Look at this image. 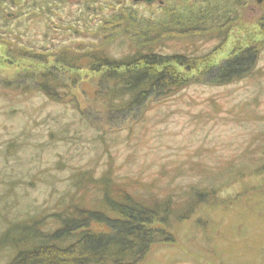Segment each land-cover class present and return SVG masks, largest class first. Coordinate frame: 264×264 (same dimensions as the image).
Segmentation results:
<instances>
[{
	"label": "rangeland",
	"instance_id": "374dc122",
	"mask_svg": "<svg viewBox=\"0 0 264 264\" xmlns=\"http://www.w3.org/2000/svg\"><path fill=\"white\" fill-rule=\"evenodd\" d=\"M166 2L160 7L139 0L0 1V230L4 217L42 214L66 202L73 191L70 176L78 169L98 175L110 163L115 176L136 181L143 191L173 180L215 186L222 196L246 192L236 200L202 204L187 219L154 221L151 230L169 238L153 243L134 264H264V174L254 171L264 162V19L256 10L230 23L224 39L225 29L191 34L176 25L162 36L161 50L168 54L210 55L187 70L173 63L193 76L249 45L258 48L251 74L229 84L192 81L151 106L115 113L105 110L98 77L86 65L84 51L98 37L101 20L119 5L139 18L167 19L171 7L195 16L208 6L231 18L238 14L220 10L222 0ZM124 42L106 48L118 56ZM62 47L83 57L79 70H58L70 96L58 103L36 91L21 94ZM92 228L104 226L93 222ZM6 260L0 252V264Z\"/></svg>",
	"mask_w": 264,
	"mask_h": 264
},
{
	"label": "trees",
	"instance_id": "16d2710c",
	"mask_svg": "<svg viewBox=\"0 0 264 264\" xmlns=\"http://www.w3.org/2000/svg\"><path fill=\"white\" fill-rule=\"evenodd\" d=\"M171 8L167 19L139 18L129 7L119 5L101 20L98 37L89 42L91 47L84 52L88 55V70L98 77L99 92L106 99L105 110L131 112L171 97L192 81L204 79L229 84L251 74L258 48L250 45L216 65L212 63L214 67L208 66L205 71L200 68L196 76L178 71L173 63L187 70L196 64V59L211 57L207 54L192 58L185 52L162 51V36L169 32L166 27L181 26L191 34H221L225 29L224 39L228 26L239 16L231 18L223 11L216 12L212 6L198 8L199 13L194 11L197 17L193 10L182 12ZM220 10L227 11V7L224 5ZM204 25H211L212 30L208 31ZM123 42L126 49L118 56L106 48L110 43ZM58 51L61 52L55 54L50 67H42L33 76L32 87L26 84L19 89L21 94L36 91L58 103L70 96L69 86L59 78L58 70L63 66L72 72L79 70L78 61L83 57L73 56L75 50L70 54L63 47ZM29 55L38 57L32 52ZM74 109L80 111L77 103ZM15 144L14 139L10 140L7 147L11 150ZM106 166L98 175L92 169L72 173L73 191L67 193L66 202L60 201L52 211L14 220L4 217L5 226L0 230V252L7 259L4 264H134L147 254L153 243L169 238L151 230L154 221L187 219L202 204L225 203L246 193L236 191L234 196H222L215 186L197 181L183 186L173 180L158 187L149 184L143 191L136 181L115 176L110 163ZM254 171L263 175L264 162ZM93 222L104 226L103 230L93 229Z\"/></svg>",
	"mask_w": 264,
	"mask_h": 264
},
{
	"label": "flooded vegetation",
	"instance_id": "af4514ba",
	"mask_svg": "<svg viewBox=\"0 0 264 264\" xmlns=\"http://www.w3.org/2000/svg\"><path fill=\"white\" fill-rule=\"evenodd\" d=\"M161 1H162L160 3L161 5L158 2H154V3L160 5V7H163L165 6V4H167L166 0H161ZM222 1H223L222 2L223 5H225L227 9L228 8L233 9L234 11L238 12V14H236L235 17L240 16L245 12H249L254 8V10H256L257 15H259L260 18L264 19V0H222Z\"/></svg>",
	"mask_w": 264,
	"mask_h": 264
},
{
	"label": "water",
	"instance_id": "95a60500",
	"mask_svg": "<svg viewBox=\"0 0 264 264\" xmlns=\"http://www.w3.org/2000/svg\"><path fill=\"white\" fill-rule=\"evenodd\" d=\"M134 2H138V0H133ZM139 1H144L146 4H150L152 2L157 1L158 3H161V0H139Z\"/></svg>",
	"mask_w": 264,
	"mask_h": 264
}]
</instances>
